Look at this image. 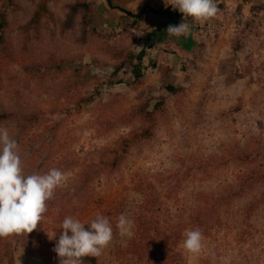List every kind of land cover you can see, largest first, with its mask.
<instances>
[{
	"label": "rangeland",
	"instance_id": "1",
	"mask_svg": "<svg viewBox=\"0 0 264 264\" xmlns=\"http://www.w3.org/2000/svg\"><path fill=\"white\" fill-rule=\"evenodd\" d=\"M76 1L47 0L49 13L42 16L37 30L26 25L39 0H13L12 4L0 0V12L8 16L6 49L0 48V110L41 113L35 127L26 124L24 129V124L11 120L0 128L7 129L17 141L26 174H45L50 167L47 165L71 174L66 185L56 189L37 229L0 237V261L18 260L15 253L19 251L27 256L33 251H46V258L60 264L54 247L62 223L56 222L59 218L55 207L64 201L71 215L76 201L64 195L77 184V177L66 162L54 163L56 154L73 152L78 140L102 146L113 144L121 134L139 129L141 124L133 122L127 128L107 131L110 122L118 121L123 113L149 98L163 95L167 110L159 117L154 138L134 147L119 169L96 189L87 209L74 218L91 221L124 193L126 186L143 180L151 182L152 193L165 203L160 215L162 226L183 227L175 247L177 264H264V187L247 191L230 207L221 209L208 228L199 229L204 237L199 252L184 247V233L198 229L190 225L196 193L214 188L213 179L202 177L199 161L221 154L223 146L235 140L243 146L256 141L264 147V16L255 14L253 18L259 19H254V28L247 30L240 23L238 26L233 11L221 7L203 29L206 42L198 37L190 56H180L175 53L176 46H166L163 52L173 51L170 60L165 59L170 55L157 54L158 67L149 66L138 81L127 64L114 78L122 82L111 85L108 76L120 61L115 58L116 51L138 53L141 45L137 36L135 39L136 33L121 29L117 22H103L95 12L97 32L89 28L84 40L81 14L73 26L65 25L68 7ZM221 20L226 28L211 31L212 24ZM144 62L150 65L145 58ZM78 69L81 78L75 87L74 72ZM168 84L184 90L172 95L165 87ZM89 94L96 98L81 112H56L74 108L81 97ZM64 141L68 150L57 152ZM87 153L81 151L80 156ZM189 169H193L190 174ZM128 193L139 199L138 194ZM127 242V238L114 233L112 244L98 256L99 261L124 264L120 259L115 261L112 248ZM28 264L43 261L33 259Z\"/></svg>",
	"mask_w": 264,
	"mask_h": 264
},
{
	"label": "trees",
	"instance_id": "2",
	"mask_svg": "<svg viewBox=\"0 0 264 264\" xmlns=\"http://www.w3.org/2000/svg\"><path fill=\"white\" fill-rule=\"evenodd\" d=\"M3 1L11 4L13 2V0ZM68 8L65 21L67 27L73 26L74 19L81 14L83 39H86L89 28L93 32H97L93 23L95 11L89 0H78L70 4ZM48 13L47 0H39L34 16L26 27H34L38 30L42 16ZM7 26V13L1 11L0 48L3 51L6 49L5 28ZM146 54V48L138 53L132 50L116 51L115 58H119L120 61L116 63L112 73L108 76L107 82L111 85L122 82L120 80L115 82L114 78L119 72L124 71L127 64L132 66L133 78L138 81L144 76L149 66L153 68L157 66L155 63L145 64ZM53 63L55 66L58 65L57 61ZM80 73L79 69L74 72L77 77L75 87L80 83ZM165 87L172 95L184 90L183 87H176L172 84ZM95 98L94 94H89L81 97L74 108L62 109L64 111L56 109V112H81L84 106L94 102ZM166 100L163 95L149 98L142 105L135 106L123 113L118 121L110 122L107 131L116 127L127 128L133 122L141 124L139 129H132L121 134L113 144L102 146L91 140H78L73 152L56 154L57 159L54 163L62 165L66 162L68 167H71L72 173L75 172L77 177V184L71 188L69 193L64 195L76 201L72 207L74 210L69 216L74 217L83 213L87 209L88 203L94 198L96 189L101 187L102 182L107 180L110 173H114L119 169L127 154L139 143L154 138L159 126V117L167 110ZM237 109L240 108L237 107ZM11 120L16 121L17 124H24V129L27 126L26 124L35 127L41 120V113L19 114L11 110H0V125ZM62 148L68 150L65 141L57 152H60ZM81 151H87L88 153L85 157H81ZM47 166H50L48 170L56 168L55 165ZM199 167L203 168V178L214 180V188L211 191L196 193V204L190 218V225L202 231L208 228L214 217L219 216L221 209L230 207L238 197L247 191L258 186L264 187V147L256 141L245 146L241 145L239 140H235L229 145L225 144L221 154L213 155L205 162L199 161ZM192 171L193 169H189L188 174ZM152 190H154V187L151 182L147 183L140 180L133 183L132 186H126L124 193H121L108 208L101 211V215L111 221L114 233L119 234L116 223L122 213L134 221V235L131 238L125 237L128 239L127 244L116 243L112 248L115 261L120 259L124 264H177L178 253L175 247L181 239L183 227L182 225H174L168 228L162 226L160 215L164 210L165 203L154 196ZM130 191L138 194L137 198L139 199L131 198L128 193ZM56 204L58 205L55 207L56 213H58L57 218H59L56 222L62 223L68 217V205L64 201ZM203 250H205V247H203ZM83 264L103 263L99 261L98 257L88 256L83 258Z\"/></svg>",
	"mask_w": 264,
	"mask_h": 264
},
{
	"label": "clouds",
	"instance_id": "3",
	"mask_svg": "<svg viewBox=\"0 0 264 264\" xmlns=\"http://www.w3.org/2000/svg\"><path fill=\"white\" fill-rule=\"evenodd\" d=\"M167 3L184 16V22L167 29L170 35L175 36L186 35L190 31L185 17L207 20L218 13L215 0H167ZM70 175L56 168L45 174H26L17 141L7 129L0 128V237L31 233L37 229L48 211V202L57 188L66 185ZM116 229L120 237L131 238L134 221L122 213ZM60 230L62 232L54 247L60 264H83L84 257L100 256L114 240L111 221L99 214L89 222L68 216ZM184 236V247L188 251L195 253L201 250L204 237L199 229L187 230Z\"/></svg>",
	"mask_w": 264,
	"mask_h": 264
},
{
	"label": "crops",
	"instance_id": "4",
	"mask_svg": "<svg viewBox=\"0 0 264 264\" xmlns=\"http://www.w3.org/2000/svg\"><path fill=\"white\" fill-rule=\"evenodd\" d=\"M89 1L94 7L95 14L99 15V19L101 18L103 22L107 21V24L117 22L121 29H128L130 32L136 33L135 39L137 36L138 44L141 45L140 50L147 49L145 60L149 64L157 65L159 62L157 54H161L166 46H176L178 49L175 53L187 57L190 56V48L195 46L198 37L206 42L203 29L209 24L210 19L197 20L185 17L186 22L190 25V31L186 35L175 36L168 33L169 26H178L184 22V16L178 9H174L168 4L167 0ZM215 3L218 11L221 7H228L233 11L238 18V26L241 24L247 30L254 28L252 27L254 19H259L258 16L253 18L255 14L264 16V0H215ZM171 52L173 53V51ZM171 52H163V56L170 55L165 59L170 60ZM44 252L46 251H33L27 256L25 251H19V255L15 254L21 261L18 262L14 254L15 260L11 258L8 261H0V264H28L33 259H39L43 261V264H55L54 259L46 258L47 252L46 254Z\"/></svg>",
	"mask_w": 264,
	"mask_h": 264
},
{
	"label": "built area",
	"instance_id": "5",
	"mask_svg": "<svg viewBox=\"0 0 264 264\" xmlns=\"http://www.w3.org/2000/svg\"><path fill=\"white\" fill-rule=\"evenodd\" d=\"M226 26H225V22H223L222 20L221 21H218L216 24H212V26L210 27V30L211 31H219V30H223L225 29Z\"/></svg>",
	"mask_w": 264,
	"mask_h": 264
}]
</instances>
